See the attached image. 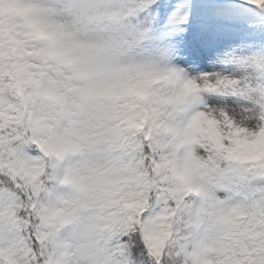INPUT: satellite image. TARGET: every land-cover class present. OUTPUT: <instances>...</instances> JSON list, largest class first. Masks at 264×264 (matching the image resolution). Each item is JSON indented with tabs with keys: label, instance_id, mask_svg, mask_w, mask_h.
I'll use <instances>...</instances> for the list:
<instances>
[{
	"label": "snow or ice",
	"instance_id": "snow-or-ice-1",
	"mask_svg": "<svg viewBox=\"0 0 264 264\" xmlns=\"http://www.w3.org/2000/svg\"><path fill=\"white\" fill-rule=\"evenodd\" d=\"M0 264H264V0H0Z\"/></svg>",
	"mask_w": 264,
	"mask_h": 264
}]
</instances>
